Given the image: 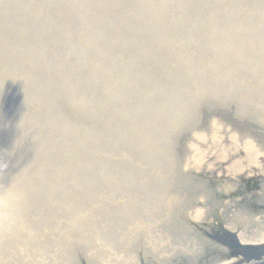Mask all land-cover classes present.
Segmentation results:
<instances>
[{
    "label": "rangeland",
    "instance_id": "1",
    "mask_svg": "<svg viewBox=\"0 0 264 264\" xmlns=\"http://www.w3.org/2000/svg\"><path fill=\"white\" fill-rule=\"evenodd\" d=\"M213 91L223 110L242 97V122L264 109V0H0V234L70 232L61 218L76 215L70 201L100 203L111 182L122 183L115 196L132 182L169 180L142 170L174 164L150 161V127L138 117H175L176 130L162 131L177 158L184 113ZM248 194L227 199L229 208L247 211ZM88 207L79 214L96 220ZM53 244L40 248L44 257ZM78 246L67 264H87ZM88 264L100 263L88 255Z\"/></svg>",
    "mask_w": 264,
    "mask_h": 264
},
{
    "label": "bare ground",
    "instance_id": "2",
    "mask_svg": "<svg viewBox=\"0 0 264 264\" xmlns=\"http://www.w3.org/2000/svg\"><path fill=\"white\" fill-rule=\"evenodd\" d=\"M243 73L245 74V72L241 74ZM211 94L213 95H207L205 104L200 108L195 105L196 107L184 113L185 117H188V125L182 129L179 142L185 139L186 141L182 149L179 148L180 145L176 148L177 158L167 155L166 149L169 148V144L165 141L168 135L167 130L175 131L178 127L172 122L175 117L171 115V124L165 122L164 117L157 115L138 117L144 123L147 121L150 127L149 136L151 133L152 138L148 136V146H146L149 149L150 161L157 162L161 158L163 163H166L171 159L174 164L171 169L161 168L162 171L153 167L142 170H149L153 176L157 173L167 175L169 180L159 176L160 181L155 182L157 178L151 177L153 183L148 182L146 185L132 182L129 185V194L118 192L115 196H113L114 193L120 190L122 183L111 182L106 185L110 190L102 198L100 197V203L98 201L85 203L84 200L70 201L73 203L72 206H76L74 209L76 215L61 217L67 220L66 224L69 225L70 232L64 229L59 235L37 234L30 231L26 234V231L31 228L23 225L22 227L26 229L24 237L18 236L17 232L16 234L8 233V231L5 234L1 233L0 244L4 250H0V255L5 251V256H0V264H33L34 262L35 264H58L59 257H68L63 263L67 264L68 260L76 259V256L72 254L77 245L81 246L76 249L79 260L83 263L85 260L87 264L88 255L90 258L95 256L97 263L100 264H118L125 260H129V264H140L137 263V255L144 250L152 254V257L146 256L148 264L245 263L247 260L243 261L242 255L230 254L231 249L223 246L221 238L218 244L214 245L212 241L203 238L202 231L215 227L222 230L223 234L228 231L232 240H236L242 246L243 249H239L241 253L247 252L246 248L249 245H264V212L258 216L255 213L250 214L249 210H247L249 213L243 211L241 207L232 210L226 202L227 199L233 200L235 196L243 195L244 189L237 192L234 188L238 186L243 188L244 180L256 178V183L262 188L261 191H264V116L260 115L264 109L258 108L259 115L256 112L253 118L245 117L246 121L243 122L247 124L243 126L241 124L243 116L239 114L240 104H238L242 97L239 96L238 100L232 96L228 97V106L230 103L233 104L231 110L234 116L230 117L240 121L239 124L243 127L229 126L230 123L225 122L220 112L223 111L220 106L226 99H221L220 91L216 93L220 97L214 95V91ZM11 96L13 97L14 93ZM178 103L181 102L174 104ZM149 106L153 107L151 103ZM168 110L169 108L165 112L160 110V113L164 115L168 113ZM143 111L150 114L149 108ZM235 112L238 113L234 114ZM158 122L162 124L159 125ZM249 126L254 129V133L261 136L260 142L254 143L250 137L242 136L241 132H238V129L243 128L241 130L243 131ZM162 127L167 130L162 131ZM248 132L252 131L247 130ZM193 144L197 146V149L190 147ZM163 149L166 151L163 152ZM152 170H154L153 173ZM124 178L121 176V180ZM156 188L159 189L157 193ZM218 191L222 192V196L214 195ZM154 194L156 203L155 196L153 202L149 201ZM255 195L257 201L261 200L264 203V192L263 195L255 192ZM109 196L113 197L108 198ZM233 202L236 201L233 200ZM75 203L81 204V208L87 205L89 206L87 209L100 212V215L96 220H92L90 215L81 216L79 214L81 208ZM56 218L61 219L59 216ZM160 223L162 224L159 225ZM78 227L88 229L87 233L81 234L82 229ZM63 228L65 227L59 225L57 227L58 230ZM171 228L177 231L176 235L172 234ZM52 239L54 244L48 246L50 251L44 257L40 248L47 246ZM162 243H167V247H164ZM4 244H11V249L5 250ZM28 244H33L32 248H26ZM170 247L173 248V255L164 252ZM53 248L57 250L53 252ZM101 252L105 255L104 258ZM253 255L254 259L263 257L259 254Z\"/></svg>",
    "mask_w": 264,
    "mask_h": 264
},
{
    "label": "clouds",
    "instance_id": "3",
    "mask_svg": "<svg viewBox=\"0 0 264 264\" xmlns=\"http://www.w3.org/2000/svg\"><path fill=\"white\" fill-rule=\"evenodd\" d=\"M198 138H200V137L198 136ZM190 147H192L193 149H197V146H196L195 144L190 145ZM194 158H195V157H194ZM197 162H199V161H197ZM198 213H199V210H198Z\"/></svg>",
    "mask_w": 264,
    "mask_h": 264
},
{
    "label": "water",
    "instance_id": "4",
    "mask_svg": "<svg viewBox=\"0 0 264 264\" xmlns=\"http://www.w3.org/2000/svg\"><path fill=\"white\" fill-rule=\"evenodd\" d=\"M254 249H255V247H253ZM263 251H264V249H263Z\"/></svg>",
    "mask_w": 264,
    "mask_h": 264
}]
</instances>
